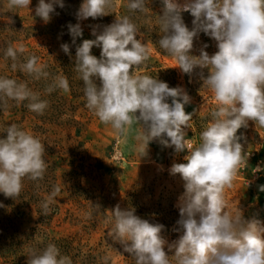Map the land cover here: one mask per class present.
<instances>
[{"label":"clouds","instance_id":"1","mask_svg":"<svg viewBox=\"0 0 264 264\" xmlns=\"http://www.w3.org/2000/svg\"><path fill=\"white\" fill-rule=\"evenodd\" d=\"M161 2L159 25L163 35L159 47L176 59L175 67L183 73L201 69L203 85L211 91L217 108L200 132L199 145L193 147L183 130L192 121V114L185 111L189 95L179 87L133 71L147 62L150 53L145 43L136 38L140 29L129 16L116 18L98 35L94 30L96 39H85L76 48L75 70L83 81L86 106L102 123L110 124L120 134L134 124L140 125L141 156L154 139L165 146H175L178 152H188L186 163H174L170 170L181 176L185 188L177 205L179 227L175 229L183 234L169 245L175 249L174 255L165 251L167 241L161 235L164 225L150 223L131 209L116 206L111 211L114 229L109 235L125 244L135 264H264V227L255 219L232 216L225 210L224 198L225 189L232 186L238 170L246 165L238 130L247 127L250 120L264 127V0ZM30 3L31 0H8V7L29 8ZM55 3L64 6L62 0H39L36 15L47 23ZM113 7V0H83L77 18L103 17ZM127 7L132 12L147 11L146 0H129ZM183 12L194 17L191 29L182 19ZM69 29L74 39L82 35L79 24L69 25ZM201 32L216 41L214 54L201 49L199 56L190 55L194 38ZM93 46L102 47L101 58L91 54ZM61 47L69 53L68 44ZM18 52L23 53V47L9 46L5 51V56L14 61L13 69L17 67ZM19 67L36 79L49 75L34 55ZM204 69L208 70L206 76ZM56 89L69 90L66 77H56L45 91ZM3 98L27 100L28 109L40 115L48 107V101L41 100L38 93L10 78H0V99ZM6 133V138L0 139V192L14 198L22 191L25 177L43 179L47 170L45 145L15 124ZM43 209L45 213L49 211L47 202ZM28 264L72 261L62 256L55 244H49L42 251L32 250Z\"/></svg>","mask_w":264,"mask_h":264},{"label":"rangeland","instance_id":"2","mask_svg":"<svg viewBox=\"0 0 264 264\" xmlns=\"http://www.w3.org/2000/svg\"><path fill=\"white\" fill-rule=\"evenodd\" d=\"M38 3L39 0H31L29 8L9 9L8 0H0V24L21 23L27 29L20 40L13 43L14 47L38 51L39 65L46 60L59 65L67 61L61 47L62 39L58 35L42 33L41 27L46 22L35 13ZM113 3L108 15L78 19V24L89 35L95 36L94 30L98 35L104 26L132 12L127 7L129 0H113ZM146 6L147 11L136 14L141 20L140 25L146 24L155 38L140 30L136 38L145 43L150 55L145 64L133 71L167 82L170 87H179L189 95L190 103L185 105V111L192 114V121L190 127L183 130L189 143L198 146L200 132L212 119L211 113L217 104L211 91L203 85L201 69L196 68L191 74L183 73L175 67L176 59L159 48L158 41L163 35L159 25L161 0H146ZM182 19L189 29L193 27L194 17L189 12H183ZM2 45L0 38V74L6 70ZM97 49L102 50V47ZM201 49L209 55L217 51L216 41L203 32L194 38L190 55L199 56ZM203 73L206 76L208 70L204 69ZM64 93L69 95V90ZM16 118L23 120L24 131L45 145L47 164H50L43 179H25L31 188L39 187L40 191L25 207L23 215L20 214L21 230L36 227L39 234L72 239L73 245L82 252L100 253L101 263L97 258L98 264H135V257L125 251V244L109 235L114 229L111 211L119 206L122 210H134L135 215L150 223L164 225L161 235L167 241L165 251L169 256L174 255L175 249H170L169 245L183 234L175 229L179 227L177 205L185 188L181 176L171 174L170 170L174 163H186V149L178 152L175 146H165L159 139H154L141 156L140 125L134 124L120 134L110 124L102 123L86 104L80 105L76 115L84 123L78 135L75 128L38 127L40 122L32 117H22L21 111ZM237 136L247 160L238 170L232 186L225 189V210L232 216L242 215L245 220L255 219L264 227V190H261L264 186V127L250 120L247 127L238 130ZM164 138L167 139L166 135ZM20 197H15V201H20ZM8 198L0 192V202L5 203ZM45 202L49 204V211L48 217L44 218ZM26 261L24 256L16 257L9 250H0V264Z\"/></svg>","mask_w":264,"mask_h":264},{"label":"trees","instance_id":"3","mask_svg":"<svg viewBox=\"0 0 264 264\" xmlns=\"http://www.w3.org/2000/svg\"><path fill=\"white\" fill-rule=\"evenodd\" d=\"M63 7L58 3L54 4V11L50 14V20L41 27L42 33L58 35L61 37L63 44L69 45V53H65L66 62H60L59 65L46 60L43 62L44 71L49 75L45 79L41 77L36 79L34 76L29 75L27 72L22 71L19 67L20 63L26 62L30 56H36L38 62L40 55L35 50H24L23 53L18 52V59L15 61L17 67L13 69L12 64L14 61L5 56L7 47H14L13 43L20 40L19 37L26 31L21 23L0 24V38L3 41L2 57L6 63V70L0 74V78H10L17 81V83L26 84L27 87L33 92L38 93L41 100L48 101V107L42 115L32 112L28 109L27 104L29 101L17 102L12 99H0V139L6 138L7 128L15 124L21 130H24L22 119L16 118V114L21 111L22 117H32L36 122H40L38 127L47 126H62L68 128H75L76 135L80 133L84 123L76 118L80 105L86 104L84 96V85L80 79L79 74L75 70V56L76 48L82 44L83 40H95L96 36L89 35L82 29V35L73 38L70 33L69 25L78 24L77 13L81 5V0H62ZM137 12H130L125 16H129L132 21L140 27L148 36L155 38L154 32L148 30L146 24L140 25V18ZM30 28V27H28ZM28 37V36H27ZM99 46H93L91 54L98 59L101 58V51L97 49ZM15 48V47H14ZM160 48V47H159ZM17 49V48H16ZM161 49V48H160ZM163 51V50H162ZM58 76H64L69 83V95H66L63 90L56 89L51 93H47L45 89L50 85L53 80ZM99 84V81H97ZM48 151L45 148V154ZM44 154V159L48 163L49 160ZM47 170L50 164H47ZM25 177L23 179V188L19 196L20 201H15V197H9L7 202H0V250H9L14 256H23L27 259L25 263L28 264L29 256L32 250L42 251L49 244H55L60 250L62 256L71 258L72 264H98L101 260V254H94L91 251L82 252L81 249L73 245L72 239L65 237L55 238L50 237L48 234H39L36 227L28 230H21L20 228V214L23 215L25 207L28 203L35 200V195L40 188H31L30 183H26ZM32 184V183H31ZM85 189V188H84ZM36 193V194H35ZM41 211V210H40ZM47 213L43 212L42 217ZM98 258V260H97ZM98 261V262H97ZM101 263V262H100Z\"/></svg>","mask_w":264,"mask_h":264},{"label":"bare ground","instance_id":"4","mask_svg":"<svg viewBox=\"0 0 264 264\" xmlns=\"http://www.w3.org/2000/svg\"><path fill=\"white\" fill-rule=\"evenodd\" d=\"M178 2H179V3H183V2H184V0H178Z\"/></svg>","mask_w":264,"mask_h":264}]
</instances>
